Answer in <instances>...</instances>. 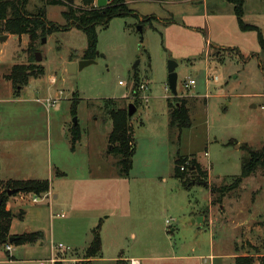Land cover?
Segmentation results:
<instances>
[{
	"label": "rangeland",
	"instance_id": "obj_1",
	"mask_svg": "<svg viewBox=\"0 0 264 264\" xmlns=\"http://www.w3.org/2000/svg\"><path fill=\"white\" fill-rule=\"evenodd\" d=\"M243 1L244 22L264 36V0ZM125 2L134 14L98 28L96 64L76 73L68 67L84 59L88 40L82 31L39 36L33 49L28 35L0 33L8 36L0 41V175L49 180L52 192L38 203L33 194L9 196L13 233L43 235L10 254L20 251L22 260H37L29 264H52L54 248L62 264L259 259L264 255L262 170L231 190L241 175L244 144L264 145V52L258 33L240 29L226 0ZM43 6L30 0L27 11ZM65 11L47 5L48 21L65 27ZM144 17L153 27L140 25ZM37 53L41 62H35ZM171 61L178 65L177 97L186 100L192 122L180 141L179 131L170 129ZM32 64L43 67L44 75L31 77L17 92L5 77L16 65ZM191 80L195 85L186 89ZM142 83H148L146 92L139 90ZM108 99L126 109L138 104L131 120L136 154L127 177L120 176L108 144L113 108ZM73 103H78L75 117ZM75 118L82 140L73 151ZM178 152L208 171V185L193 181L189 190L182 187L174 177ZM211 186L225 190L219 203H211ZM97 233L102 254L88 260L85 253ZM6 248L0 246V260H7Z\"/></svg>",
	"mask_w": 264,
	"mask_h": 264
},
{
	"label": "trees",
	"instance_id": "obj_2",
	"mask_svg": "<svg viewBox=\"0 0 264 264\" xmlns=\"http://www.w3.org/2000/svg\"><path fill=\"white\" fill-rule=\"evenodd\" d=\"M234 6L235 16L238 19L239 27L244 32L254 31L258 33L259 45L264 52V36L260 28L248 25L244 22L245 14L243 0H226ZM30 0H0V33L16 36L28 35L31 41V49L39 36H45L60 31H68L76 28L82 31L88 40V47L84 53V59H96L98 56V28L108 27L115 18H128L134 14L126 4L125 0H115L104 7H95L94 0H81L80 5H75L71 0H41L43 7L36 9V12L29 13L27 6ZM63 6L66 11L63 13L66 26L60 28L56 24L48 21L46 6ZM152 19L145 18L140 25L152 26ZM36 62V61H35ZM32 65H16L11 73L5 78L10 81L17 92L28 85L31 77H40L45 73L43 67ZM173 102H169L170 129L178 130L179 140L184 129L191 127L190 109L186 100H179L174 97ZM113 108L108 112L112 122V131L109 135V144L112 145L111 154L118 160L116 167L120 176H128L133 168V158L136 154L134 134L131 126V119L126 108L116 106L115 99H108L106 102ZM106 104V108L109 106ZM78 103L72 104L71 113L77 115ZM138 108V104L135 105ZM72 150L76 149L81 141L82 135L79 125L72 129ZM232 141L229 145H231ZM246 155L242 160L241 175L234 178L231 190L239 188L243 181L254 175L258 170H262L264 175V145L260 149H254L248 144L242 147ZM174 177L181 181L182 187L189 190L193 181L207 182L208 171L204 169L195 158L183 157L178 152L175 160ZM207 184V183H206ZM208 185V184H207ZM51 185L49 180H27V181H3L0 175V246H22L36 244L43 239L41 232L24 233L12 236L11 227L14 214L7 209L8 191L16 190L14 194H33L41 197L50 192ZM212 204L219 203L225 190L221 187L211 186ZM24 213H21V218ZM15 238L11 243L10 239ZM103 243L99 233L95 234L93 241L86 250L85 258L90 260L102 254ZM56 264H62L58 261ZM82 264H89L84 262ZM115 264H122L117 261ZM234 264H264V255L255 260L254 256H237Z\"/></svg>",
	"mask_w": 264,
	"mask_h": 264
},
{
	"label": "water",
	"instance_id": "obj_3",
	"mask_svg": "<svg viewBox=\"0 0 264 264\" xmlns=\"http://www.w3.org/2000/svg\"><path fill=\"white\" fill-rule=\"evenodd\" d=\"M72 2H74V0H71ZM107 0H98V7H104L106 6ZM139 30L142 32V28L140 27ZM8 38V36H4V37H0V41H4ZM46 40L44 39V42ZM42 61V57L40 53H37L36 55V62H41ZM93 64H96V59H88V60H80L78 62H74L71 65H69V72L71 73H76L77 71H82L84 68L91 66ZM178 65L175 62H170L169 63V87L171 89V91L174 94V97L178 96V92H177V84H178V74L176 73V69H177ZM137 108L135 107V105L130 104L128 107V112H129V118L132 120L133 115L136 113ZM78 126V121L75 118V127ZM200 185L205 186L206 183L205 182H200ZM14 193H16V190H9L8 191V195L12 196ZM15 240V238H11L10 242L12 243Z\"/></svg>",
	"mask_w": 264,
	"mask_h": 264
},
{
	"label": "crops",
	"instance_id": "obj_4",
	"mask_svg": "<svg viewBox=\"0 0 264 264\" xmlns=\"http://www.w3.org/2000/svg\"><path fill=\"white\" fill-rule=\"evenodd\" d=\"M153 27V26H152ZM72 63H74V62H72ZM260 97H263L264 98V94H261L260 95ZM144 100H147V98H145L144 97ZM252 108H254V109H258V107H257V105H253V106H251ZM263 109V111H264V107H262ZM112 131V130H111ZM111 133V132H110ZM81 140H82V138H81ZM109 144V143H108ZM208 177H209V173H208ZM2 178V177H1ZM2 180L3 181H17V180H20V181H27L28 179H14V178H2ZM200 185V184H199ZM2 191L0 190V193H1ZM49 196H52V192L50 191L48 194H46L45 195V197L46 198H48ZM54 198H56L55 196H54ZM212 201V200H211ZM10 202H11V200L10 201H8V203H7V209L8 210H11L12 211V209H11V207H10ZM24 213V212H23ZM25 214V213H24ZM18 217H20L21 218V213L19 214V216ZM13 223V222H12ZM12 227H13V224H12ZM12 227H11V235L12 236H16V235H21V234H15V233H13V231H12ZM103 243V242H102ZM28 245V244H27ZM30 245H32V244H30ZM22 246H25V245H22ZM14 247H19V246H15V245H13V246H11V250L10 251H7V254H8V257H7V260L6 259H3V260H0V264H15V263H19V264H22V263H27V264H29V263H36L37 262V260H34V259H31V258H29V259H27L26 261H24V260H22L21 258H19V257H21V252L20 251H15V253H11L10 254V252H12V251H14V249L12 250V248H14ZM54 248V247H53ZM52 248V249H53ZM102 250H103V248H102ZM52 253H53V251H52ZM58 253H56L55 252V248H54V253L52 254L53 256H52V258H54V257H56V255H57ZM136 261H139V260H136ZM39 264H40V262H38Z\"/></svg>",
	"mask_w": 264,
	"mask_h": 264
},
{
	"label": "built area",
	"instance_id": "obj_5",
	"mask_svg": "<svg viewBox=\"0 0 264 264\" xmlns=\"http://www.w3.org/2000/svg\"><path fill=\"white\" fill-rule=\"evenodd\" d=\"M115 0H107V3L106 5L108 4H111L112 2H114ZM94 6L95 7H98V0H94ZM195 85V81L194 80H191L189 81L188 83L185 84V87L186 89H190L192 86ZM139 90L141 92H146L148 90V83H142L139 87ZM42 198L40 197H37L35 196L34 199H33V202L34 203H38ZM169 223V222H167ZM7 247V250L10 251L11 250V246H6ZM59 249H62L63 247L62 246H59L58 247ZM58 262V260L56 259V257L52 258L51 259V263L52 264H56ZM40 264H46L45 262H40ZM131 264H141L139 261H136V260H132L131 261Z\"/></svg>",
	"mask_w": 264,
	"mask_h": 264
},
{
	"label": "bare ground",
	"instance_id": "obj_6",
	"mask_svg": "<svg viewBox=\"0 0 264 264\" xmlns=\"http://www.w3.org/2000/svg\"><path fill=\"white\" fill-rule=\"evenodd\" d=\"M7 249V248H6Z\"/></svg>",
	"mask_w": 264,
	"mask_h": 264
}]
</instances>
